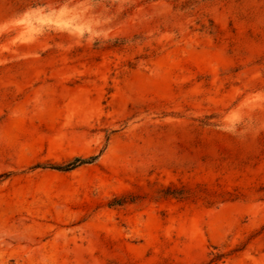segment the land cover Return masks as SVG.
Instances as JSON below:
<instances>
[{"label": "rangeland", "instance_id": "374dc122", "mask_svg": "<svg viewBox=\"0 0 264 264\" xmlns=\"http://www.w3.org/2000/svg\"><path fill=\"white\" fill-rule=\"evenodd\" d=\"M0 264H264V0H0Z\"/></svg>", "mask_w": 264, "mask_h": 264}, {"label": "trees", "instance_id": "16d2710c", "mask_svg": "<svg viewBox=\"0 0 264 264\" xmlns=\"http://www.w3.org/2000/svg\"><path fill=\"white\" fill-rule=\"evenodd\" d=\"M95 161V158H90V159H76L74 162L70 163V164H67L63 167H59L58 170L60 171H72L82 165H85V164H90L92 162Z\"/></svg>", "mask_w": 264, "mask_h": 264}]
</instances>
